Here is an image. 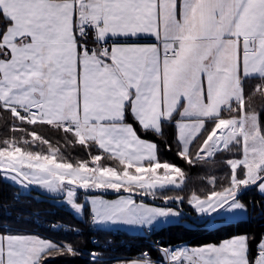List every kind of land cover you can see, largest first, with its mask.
<instances>
[{
	"label": "snow or ice",
	"instance_id": "snow-or-ice-1",
	"mask_svg": "<svg viewBox=\"0 0 264 264\" xmlns=\"http://www.w3.org/2000/svg\"><path fill=\"white\" fill-rule=\"evenodd\" d=\"M257 99L264 0H0V179L16 199L37 188L66 204L77 235L218 229L248 220L250 208L264 220ZM41 129L88 158L70 161ZM182 165L223 175L170 195L185 191ZM245 191L260 199L242 200ZM85 255L88 264H264V228L194 246L155 241L120 259L0 219V264Z\"/></svg>",
	"mask_w": 264,
	"mask_h": 264
},
{
	"label": "trees",
	"instance_id": "trees-1",
	"mask_svg": "<svg viewBox=\"0 0 264 264\" xmlns=\"http://www.w3.org/2000/svg\"><path fill=\"white\" fill-rule=\"evenodd\" d=\"M257 110L259 112L260 119L264 123V104H261L259 99L256 100ZM8 128L5 126L4 121L0 118V140L5 138V133ZM44 134L49 137L54 144H56L63 155L70 161L75 159H87L84 150L78 145H66L65 142L58 137L54 132L47 129H41ZM165 159H175L174 153H167L164 155ZM219 159V157H217ZM184 170L188 173L187 185L185 187L184 193H172L169 194H190L192 190L199 192L202 188L208 187L206 176L207 175H223L222 170L209 171L205 168L192 167L188 168L184 165ZM19 189L12 187L9 183L0 179V201L10 204L13 203L15 206L11 209L10 217H5V212L0 210V219H9L11 222L15 223L19 227L29 228L41 235L51 237L56 240L71 241L77 247L84 250L87 253L93 247L97 251H105L110 257L116 258H133V256L139 251L145 249L150 245V243L159 240L163 241L165 244L172 243L177 244L184 242L189 246H194L206 242H214L218 239L224 237L228 232L237 230H260L264 228V220L258 219L259 209L255 212L249 209V219L238 224H232L230 226H221L218 229H206L203 225H192L190 227H185L183 224H168L165 226H160L151 235L146 236L145 234L139 233H129L127 231L121 230L120 235H113L112 231L98 230L96 236L100 239L99 245H93L89 242V237H91L90 231L86 232L85 235H77L76 233H65V232H52L50 229H45L28 217L25 210H37L43 212H50L52 216L60 218L63 222L70 226L79 227L81 226V221L78 219L73 211L68 209L64 204L53 202L51 198H44L38 195L34 190H30L26 195H20V200L15 202L14 195L12 191ZM242 200H259L260 197L252 191H245L242 196ZM24 209V210H23ZM185 210H188L185 204ZM20 216L21 219L17 220L16 217ZM111 236L113 238L112 246L105 248L103 245L104 241ZM113 236V237H112ZM155 255V253H153ZM116 262V260H110L109 264ZM50 264H88L87 255L79 257L76 259L68 260L63 257H58L50 260Z\"/></svg>",
	"mask_w": 264,
	"mask_h": 264
},
{
	"label": "built area",
	"instance_id": "built-area-1",
	"mask_svg": "<svg viewBox=\"0 0 264 264\" xmlns=\"http://www.w3.org/2000/svg\"><path fill=\"white\" fill-rule=\"evenodd\" d=\"M16 192H17L16 190H13L12 194L14 195ZM14 199H15V202H17V201L20 200V197H19V199H16L15 196H14ZM5 204H7V203H4V202L0 201V210H3L4 212L11 213L10 211L15 206V204H13V203L7 204V205H9V207L7 209L2 207ZM25 211L28 214L26 217L32 219L34 221V223H36L37 225H39V226H41V227H43L45 229H50L52 232H59L60 231V232H65V233H71L73 231H70L69 229L75 228L74 226H70V225L66 224L60 218L58 219V218L52 216V214L50 212H43V211H37V210H34V211L25 210ZM53 226H55V228ZM97 231H91L90 230L91 236H95L97 238V236H96ZM153 232H156V229H154ZM73 233H75V232H73ZM121 233H122V231L119 230L117 232H114L113 235H120ZM144 234L146 236H148L147 233L144 232ZM107 238L108 239H106L104 241V243H103L105 248H107L108 246H112V244H113L112 243L113 242V238H111V236H108ZM98 241L100 243V239H98ZM156 241H159V240H156ZM180 243H184V242H180ZM151 244H153V242L150 243V245ZM168 244L176 245V244H172V243H168ZM177 244H179V243H177ZM136 255H137V253L133 256V258ZM110 264H117V262H112Z\"/></svg>",
	"mask_w": 264,
	"mask_h": 264
},
{
	"label": "rangeland",
	"instance_id": "rangeland-1",
	"mask_svg": "<svg viewBox=\"0 0 264 264\" xmlns=\"http://www.w3.org/2000/svg\"><path fill=\"white\" fill-rule=\"evenodd\" d=\"M29 193V192H28ZM171 195V194H170ZM109 198H114V197H109ZM53 200V199H52ZM53 202H55L56 204H58V203H61L59 200H53ZM63 204V203H62ZM69 210H70V208L66 205V204H64ZM161 226H165V225H161ZM119 230H125V231H127V232H129V233H139V234H144V232H142V231H136V230H132V229H129V228H120V229H112V230H110V231H112V232H117V231H119Z\"/></svg>",
	"mask_w": 264,
	"mask_h": 264
},
{
	"label": "water",
	"instance_id": "water-1",
	"mask_svg": "<svg viewBox=\"0 0 264 264\" xmlns=\"http://www.w3.org/2000/svg\"><path fill=\"white\" fill-rule=\"evenodd\" d=\"M32 190H34L38 195L44 197V198H50L48 195L42 193L40 190H38L37 188H32Z\"/></svg>",
	"mask_w": 264,
	"mask_h": 264
},
{
	"label": "crops",
	"instance_id": "crops-1",
	"mask_svg": "<svg viewBox=\"0 0 264 264\" xmlns=\"http://www.w3.org/2000/svg\"><path fill=\"white\" fill-rule=\"evenodd\" d=\"M125 231V230H124ZM123 259V258H122Z\"/></svg>",
	"mask_w": 264,
	"mask_h": 264
}]
</instances>
